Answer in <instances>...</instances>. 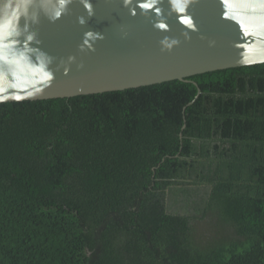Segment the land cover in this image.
<instances>
[{
    "label": "trees",
    "instance_id": "16d2710c",
    "mask_svg": "<svg viewBox=\"0 0 264 264\" xmlns=\"http://www.w3.org/2000/svg\"><path fill=\"white\" fill-rule=\"evenodd\" d=\"M0 264H264V63L0 102Z\"/></svg>",
    "mask_w": 264,
    "mask_h": 264
},
{
    "label": "water",
    "instance_id": "95a60500",
    "mask_svg": "<svg viewBox=\"0 0 264 264\" xmlns=\"http://www.w3.org/2000/svg\"><path fill=\"white\" fill-rule=\"evenodd\" d=\"M257 63H264V0H0V102Z\"/></svg>",
    "mask_w": 264,
    "mask_h": 264
},
{
    "label": "rangeland",
    "instance_id": "374dc122",
    "mask_svg": "<svg viewBox=\"0 0 264 264\" xmlns=\"http://www.w3.org/2000/svg\"><path fill=\"white\" fill-rule=\"evenodd\" d=\"M196 194H198V193H196ZM181 195L184 196V197H186L184 193H182V194L176 193V194H174V198H179V196H181ZM174 203L175 202H171V199L168 202L171 210H177L179 212H184L183 211V208H182V202H178L177 204L176 203L174 204ZM200 203L201 202H195V204H196L195 212H197L198 214H201L202 212H204L203 202L201 203V205H200ZM197 204H198V206L200 205L199 208H198ZM215 215H216V212L213 209V210H211L209 212V214L207 215V217H205L204 219H201V222L205 223L204 224L205 227H212V226H214L213 224H214V221L216 219V216ZM209 223H213V224L211 226H209L210 225ZM209 230L211 231V229H209Z\"/></svg>",
    "mask_w": 264,
    "mask_h": 264
}]
</instances>
